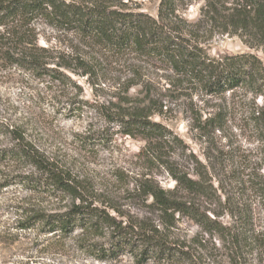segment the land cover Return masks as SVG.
I'll use <instances>...</instances> for the list:
<instances>
[{
  "label": "rangeland",
  "instance_id": "rangeland-1",
  "mask_svg": "<svg viewBox=\"0 0 264 264\" xmlns=\"http://www.w3.org/2000/svg\"><path fill=\"white\" fill-rule=\"evenodd\" d=\"M187 3L183 5V17L188 22H198L205 0ZM130 4L157 17L159 0H132ZM39 26L40 45L52 46L57 51L71 50L67 48L71 46V34L44 24ZM204 37L202 46L211 57L249 52L264 63V48L248 44L237 34L209 31ZM74 42L72 48H79L78 40ZM92 53L101 65L95 70L97 77L93 75V81L98 83L94 86L86 76L72 71H65L69 78L54 86L0 66V118L22 126L36 148L69 169L85 185L95 204L130 221L148 218L158 223L161 217L150 206L151 198L144 197L135 186L143 177L167 190L174 189L176 182L165 165L143 154L146 141L140 136L119 133L117 127L105 120L101 107L118 99L126 102L122 104L124 108L145 106L150 95L157 102L152 109L157 113L151 118L172 130L187 146L186 151L171 146L165 150L163 160L172 161L195 179L196 172H202L211 183L208 187L212 195L197 198L202 210L223 224L230 222L231 211L242 212L253 218V227L262 231L264 139L253 125L251 113L263 104V98H255L245 88L220 96L206 95L196 85L181 83L170 67L160 61L133 55L120 61L96 49ZM129 63L136 66L138 75L134 82L138 84L125 91V86L119 87L118 82L123 84L133 73L128 70ZM75 70L82 72L76 67ZM81 102L84 103L78 109ZM160 106L162 111L158 112ZM217 113L224 118L223 127L214 131L212 125L204 126L205 119ZM12 144L9 134L0 133V150ZM31 172L34 168L30 163L0 161V264H140L128 252L104 260L89 255L80 248L79 231L60 237L46 234L42 224L22 229L34 210L50 213L72 203L68 197L59 200L23 187L16 175ZM171 233L193 253L201 254V264H230L223 239L217 233H206L194 220L181 217ZM107 238L95 236L92 241L105 243ZM246 251V263L255 264L254 258L259 256L255 245Z\"/></svg>",
  "mask_w": 264,
  "mask_h": 264
},
{
  "label": "trees",
  "instance_id": "trees-1",
  "mask_svg": "<svg viewBox=\"0 0 264 264\" xmlns=\"http://www.w3.org/2000/svg\"><path fill=\"white\" fill-rule=\"evenodd\" d=\"M189 1L159 0L154 17L133 7L132 0H0V66L5 65L1 69L21 71L54 86L69 78L65 71H72L86 76L94 86L98 84L93 75L97 77L99 63L92 50L96 49L120 61L133 55L165 63L181 83L196 85L206 95L220 96L245 88L264 101V63L259 56L244 52L215 58L202 46L205 33L212 31L237 34L248 44L264 48V0H205L202 18L196 23L188 22L182 15L183 5ZM40 24L71 34L74 40L69 39L71 46L67 47L71 50L57 51L52 46L40 45ZM75 40L81 44L76 49L72 48ZM127 66L133 73L123 84L118 82L119 87L125 86V91L138 84L134 82L138 75L136 66ZM75 67L82 72H76ZM83 103H79L78 109ZM122 104L126 102L118 99L111 105H101L105 120L117 127L119 133L142 137L146 141L143 154L165 165L176 182L174 189L167 190L143 177L135 186L140 194L151 198L150 206L161 217L159 222L148 218L130 221L95 204L85 185L69 169L36 148L22 126L0 118V133L9 134L13 141L0 150V161L27 162L34 168V172L17 174L19 183L31 191L72 201L50 213L34 210L21 228L42 224L46 234L60 237L79 231L81 250L101 260L128 252L140 264H201V254L193 253L171 233L181 217H188L206 233H217L223 239L230 264H247L245 252L254 245L259 255L254 258L255 264L264 263V228L257 230L252 225L253 218L242 212L231 211L228 224L210 218L197 199L212 195L206 174L196 172L195 179L172 161L163 160L165 150L171 146L183 151L187 146L172 130L151 118L157 113L152 110L156 108V99L148 95L145 106L124 108ZM221 116L210 114L204 126L212 125L214 131L222 128ZM251 121L264 139V102L253 109ZM95 236L108 238L99 243L92 241Z\"/></svg>",
  "mask_w": 264,
  "mask_h": 264
}]
</instances>
